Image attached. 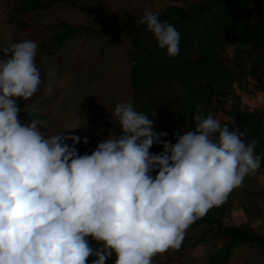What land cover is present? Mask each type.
Returning <instances> with one entry per match:
<instances>
[{"label": "clouds", "instance_id": "9594fccd", "mask_svg": "<svg viewBox=\"0 0 264 264\" xmlns=\"http://www.w3.org/2000/svg\"><path fill=\"white\" fill-rule=\"evenodd\" d=\"M160 15L146 8L137 23L175 56L180 33ZM37 51L28 38L0 50V264H152L260 167L258 141L211 113L194 112L172 142L130 101L111 111L119 133L79 153L68 128L45 134L18 115L41 84Z\"/></svg>", "mask_w": 264, "mask_h": 264}, {"label": "trees", "instance_id": "16d2710c", "mask_svg": "<svg viewBox=\"0 0 264 264\" xmlns=\"http://www.w3.org/2000/svg\"><path fill=\"white\" fill-rule=\"evenodd\" d=\"M0 1V24H16L20 28L28 25L26 16L33 12L59 3L71 4L89 21L74 24L60 20L49 25L51 34L38 42L43 52L58 57L71 44L81 48L95 44L96 59H100L107 50L120 45L124 49L123 62L116 65L122 64L124 77L131 85L134 108L153 119L152 127L159 119H174L188 130L195 126L194 112L211 113L214 117L222 113V124L242 131L246 141L256 139L255 151L264 154V108L242 106L235 92L236 85L248 79L253 91H264V0H173L175 3L159 12L160 19L168 20L180 33L175 56H168L153 34L137 23L141 15L130 11L108 20L99 6L82 0ZM1 37L0 50L7 46ZM229 48L233 51L231 60L226 56ZM50 96L34 93L27 99L19 98L20 119H47L54 101ZM153 111L155 115L151 116ZM149 150L159 152L161 147L153 143ZM261 174L264 175V155L260 167L246 175L237 187L252 198L264 200V185L257 180ZM233 191L234 188L221 204L210 207L187 227L180 246L165 251L167 262L245 264L264 259V228L249 222L225 221ZM90 243L95 241L90 239ZM200 244L209 247L205 261L185 262Z\"/></svg>", "mask_w": 264, "mask_h": 264}, {"label": "rangeland", "instance_id": "374dc122", "mask_svg": "<svg viewBox=\"0 0 264 264\" xmlns=\"http://www.w3.org/2000/svg\"><path fill=\"white\" fill-rule=\"evenodd\" d=\"M99 6L106 19L112 20L122 16L126 11L142 15L144 10L160 11L173 0H82ZM0 1V9L1 7ZM28 25L20 28L16 24H0V35L3 44L20 39H32L37 43L51 34L49 25L64 20L74 24L87 23L88 17L76 7L68 3H59L48 9L39 10L26 16ZM95 44L77 47L71 44L61 55L49 56L39 47L35 63L41 76V84L35 92L39 96L50 94L52 105L48 108L49 117L38 120L45 134H54L62 128L66 133L76 134L81 140L75 144L79 153L91 152L97 141L104 139L110 132H117V124L111 119V111L117 102L130 101L133 104L132 88L124 77L121 62L124 49L120 45L107 50L96 59ZM229 60L233 57L232 48L227 50ZM69 60V62H68ZM73 60V64H71ZM75 61V63H74ZM123 62V61H122ZM121 62V63H122ZM71 64V65H68ZM45 72V73H44ZM250 79L236 85L235 92L239 94L242 106L250 109L264 108V93L251 91ZM225 116L218 113L215 118ZM158 115H156V119ZM80 124V125H79ZM79 125L78 127H75ZM75 127V128H72ZM153 128L159 132L166 131L168 135L161 139L175 142L173 132L182 133L183 128L174 120L159 119ZM118 133V132H117ZM87 137V141L83 137ZM71 143L69 139L67 141ZM160 145V144H159ZM162 150V145H160ZM258 183L264 185V175L258 176ZM227 223L241 224L249 222L253 226L264 228V200L250 197L245 191L235 187L231 210L225 218ZM209 247L200 244L189 255L187 263H203ZM168 254L157 253L152 257V264H173L167 262ZM176 264H181L178 262ZM230 264H240L232 261ZM245 264H264V259L248 261Z\"/></svg>", "mask_w": 264, "mask_h": 264}, {"label": "built area", "instance_id": "2783aa9c", "mask_svg": "<svg viewBox=\"0 0 264 264\" xmlns=\"http://www.w3.org/2000/svg\"><path fill=\"white\" fill-rule=\"evenodd\" d=\"M264 93V91H262Z\"/></svg>", "mask_w": 264, "mask_h": 264}]
</instances>
